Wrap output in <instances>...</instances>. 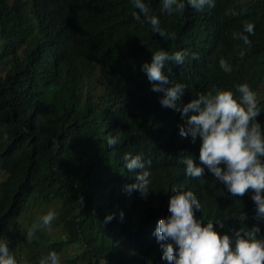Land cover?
I'll list each match as a JSON object with an SVG mask.
<instances>
[{"label":"trees","instance_id":"16d2710c","mask_svg":"<svg viewBox=\"0 0 264 264\" xmlns=\"http://www.w3.org/2000/svg\"><path fill=\"white\" fill-rule=\"evenodd\" d=\"M143 2L164 37L134 0H0V240L12 254L24 242L20 219L31 200H39L38 208L52 203L57 214L54 241L37 230L36 258L43 256L42 243L60 264H169L154 231L170 216L173 187L193 191L204 224L212 220L227 232L258 223L251 190L234 197L207 170L204 184L182 173L183 157L200 164L193 155L200 141L180 137V112L171 109L167 120L153 113L158 92L141 68L157 51L187 50L182 65L168 62L162 69L170 87L182 67L205 62L203 75L180 78L189 94L181 107L224 90L239 101L238 86L248 84L264 129V0H215V7L200 11L183 0L185 9L172 15L162 0ZM246 23L254 24V34L244 32ZM117 133L120 142L111 149L106 141ZM125 153L151 161L147 198L125 190L141 171L124 167ZM242 212L245 225L235 219ZM109 214L114 218L103 223ZM260 228L264 239V224Z\"/></svg>","mask_w":264,"mask_h":264},{"label":"clouds","instance_id":"9594fccd","mask_svg":"<svg viewBox=\"0 0 264 264\" xmlns=\"http://www.w3.org/2000/svg\"><path fill=\"white\" fill-rule=\"evenodd\" d=\"M187 4L200 11L205 7H215V0H187ZM134 7L143 14L152 31L164 37L165 32L159 18L149 14L150 9L143 0H134ZM184 9L183 0H162V10L168 15ZM135 18L139 19V14H135ZM244 32L254 34V24L246 23ZM236 38L245 45H251L248 35L239 33ZM188 55L187 50L174 53L160 50L153 53L151 63L142 65L141 70L153 84L152 91L158 92L155 94L153 113L160 120H167L171 109L180 112L183 120L179 126L180 137H190L193 143L197 139L200 141V150L193 154L198 156L200 164H196L190 156L183 157L185 171L182 173L200 179L201 184H204L206 181L203 178L206 177L207 170L234 197H243L251 190V199L256 205L253 219L258 223L251 227H231L227 232H223L222 226L212 220L204 224L196 217V212L201 211V203L193 191H177L173 187L174 195L170 197L168 206L170 216L161 218L154 231L157 241L161 242V258L169 264H264V239L258 238L261 233L260 224H264V129L256 119L261 113L257 95L248 84H242L237 89L241 94L239 101L233 92L224 90L215 94H199L181 107L178 102L184 101L189 94L185 86L187 81L180 78L203 75L206 64L198 61L191 66L185 65L178 71L180 76L176 81L172 80L170 87H164L169 83V77L162 69L168 62L182 65ZM240 55L242 57L244 53L241 52ZM192 58L199 59V56L193 53ZM219 63L225 72L231 71V66L224 59ZM119 142V133L106 141L111 149ZM112 155L115 156L116 153L113 152ZM121 159L130 172L141 170L136 175L137 183L126 186L125 190L129 194L138 190L147 198L152 192L149 188L151 161L146 162L142 154L131 153H125ZM77 202L83 207L82 196ZM56 215L54 211H49L42 217V224L51 225ZM120 215L122 218L123 213ZM113 218L114 214H109L103 223H108ZM235 219L238 224L245 225L248 216L242 212ZM38 227L34 224L28 235L33 236ZM0 264H16L8 243L3 240H0ZM39 264H60V258L56 252H51Z\"/></svg>","mask_w":264,"mask_h":264},{"label":"rangeland","instance_id":"374dc122","mask_svg":"<svg viewBox=\"0 0 264 264\" xmlns=\"http://www.w3.org/2000/svg\"><path fill=\"white\" fill-rule=\"evenodd\" d=\"M39 200H31L30 202L27 203L26 207H25V211L23 213V217H21V222L22 227H23V232H24V242L21 246V248H19L17 254H13L15 260H16V264H18L17 262H19V264H39L40 261L37 260L36 256H38L37 254H35V247L34 245H39L36 241V239L38 240V233L37 230L41 231L43 230L45 235H49L51 238V242L54 241L56 239V231H55V225L51 223V225L49 226H44L42 224V217L44 215H46L49 211H54V207L50 206L51 204L47 205V208H43L39 206ZM53 222V221H52ZM38 225L39 227L36 229L35 234L33 236H29L28 233L30 230H32V226L33 225ZM54 227V228H52ZM45 229H48L50 231H47ZM53 229V231H52ZM69 253H72V250L69 249L68 247H65ZM41 254L43 255L41 257V259L46 258L50 253L49 251L42 245L41 243ZM38 251V250H37Z\"/></svg>","mask_w":264,"mask_h":264}]
</instances>
